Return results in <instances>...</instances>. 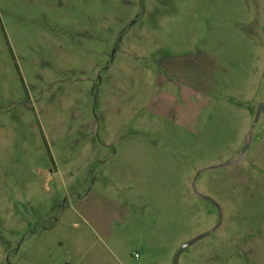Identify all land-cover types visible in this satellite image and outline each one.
Returning <instances> with one entry per match:
<instances>
[{
    "label": "rangeland",
    "instance_id": "1",
    "mask_svg": "<svg viewBox=\"0 0 264 264\" xmlns=\"http://www.w3.org/2000/svg\"><path fill=\"white\" fill-rule=\"evenodd\" d=\"M0 264H264V0H0Z\"/></svg>",
    "mask_w": 264,
    "mask_h": 264
},
{
    "label": "crops",
    "instance_id": "2",
    "mask_svg": "<svg viewBox=\"0 0 264 264\" xmlns=\"http://www.w3.org/2000/svg\"><path fill=\"white\" fill-rule=\"evenodd\" d=\"M95 220V219H94ZM100 230H101V233L103 234V236H108V230H106V229H104L103 228V225L101 226V228H100ZM99 232V231H98Z\"/></svg>",
    "mask_w": 264,
    "mask_h": 264
}]
</instances>
